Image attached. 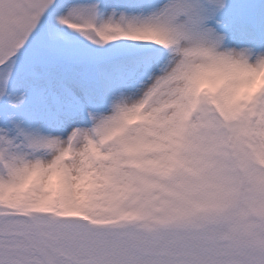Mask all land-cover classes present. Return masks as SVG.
<instances>
[{
    "label": "snow or ice",
    "instance_id": "6c2138e0",
    "mask_svg": "<svg viewBox=\"0 0 264 264\" xmlns=\"http://www.w3.org/2000/svg\"><path fill=\"white\" fill-rule=\"evenodd\" d=\"M0 264H264V0H0Z\"/></svg>",
    "mask_w": 264,
    "mask_h": 264
}]
</instances>
